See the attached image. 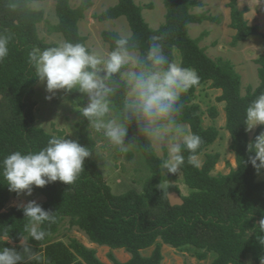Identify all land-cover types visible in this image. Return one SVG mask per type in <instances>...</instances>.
Masks as SVG:
<instances>
[{"label": "trees", "instance_id": "1", "mask_svg": "<svg viewBox=\"0 0 264 264\" xmlns=\"http://www.w3.org/2000/svg\"><path fill=\"white\" fill-rule=\"evenodd\" d=\"M34 1L40 0H18L19 7L11 10L8 4L16 0H0V33L11 36L9 54L0 62V160L14 151H38L53 135L37 127L35 122L34 96L39 81L29 63L28 53L33 47L43 50L55 44H47L38 36L37 26L43 21V12L30 8ZM162 1L164 22L156 29H151L142 15L144 8L151 9V5L141 7L134 0H117L114 6L94 18L99 22L124 18L141 53L147 50L151 36L164 35L165 55L175 61L174 51H178L179 62L195 69L199 75V84L182 94L181 112L177 117L179 124L187 126L203 140L198 149L199 156L204 155L201 167L190 165L187 162L189 153H183L185 163L179 173L189 194L181 196L176 186L163 184L161 163L167 154L162 158L155 156L150 142L130 124L128 135L133 138L137 134L135 144L150 173L141 185L142 191L129 190L114 195L92 157L85 159L84 171L71 185L56 181L44 187L33 186L32 192L44 197V201L37 203L53 213L55 222L41 225L47 233L43 241L29 239V246L40 257L29 264H104L95 249L75 238L68 244L55 241L73 230L82 233L91 244L110 250L123 249L130 256L123 263L110 252L107 257L111 264H162L161 243L173 249L190 246L197 251L195 257L199 261H205L209 253H214L210 264H246V260L260 264L259 257L264 256V246L258 240L264 236L259 229V222L264 218V181L256 180V171L248 163L246 149L249 141L264 131V125L257 126L250 139L243 120L249 102L264 92V54L254 61L257 86H247L242 94L241 75L232 62L210 58L199 46V39L189 36L190 25L220 24V19L193 13L194 8L203 6L194 0ZM237 2L229 0L227 4L229 27L235 32L232 46L262 35L258 26L249 25L244 16L246 10L239 9ZM91 6L92 0H81L77 7H72L70 0H56L57 24L50 27L51 32L61 35L64 41L86 45L78 23ZM119 36L115 31L101 33L108 51ZM206 85L221 92L216 102L224 104V129L229 133V150L236 164L228 174H212L220 156L205 153L220 136L214 125H203V112L193 102L196 90ZM65 95L79 109L88 103L87 96L76 90ZM208 113L212 120L218 116L215 108H210ZM78 129V136L72 140L94 152L96 142L83 116ZM54 135L64 136L63 133ZM172 192L182 199L181 206L170 205L168 194ZM14 194L0 177V237L7 236L8 241L16 245L20 235H27L24 227L28 218L21 207L5 210ZM9 242L0 240V247L22 252L20 246H12ZM152 246L151 254L143 256L141 251Z\"/></svg>", "mask_w": 264, "mask_h": 264}, {"label": "clouds", "instance_id": "2", "mask_svg": "<svg viewBox=\"0 0 264 264\" xmlns=\"http://www.w3.org/2000/svg\"><path fill=\"white\" fill-rule=\"evenodd\" d=\"M18 7V0L8 4L11 10ZM164 39V35L151 36L147 50L141 53L131 34L119 36L105 55L90 50L83 43L65 40L43 50L33 47L28 60L35 77L50 94L46 100L53 99L59 90L65 94L76 90L87 96L88 103L80 109V114L111 147L122 154L130 151L137 134L129 142L125 140L133 124L137 133L150 144L167 148L161 168L177 174L185 163V151L189 153L187 162L201 167L198 149L202 138L190 130L185 131L177 120L182 94L197 86L200 78L195 69L184 67L165 55ZM10 40V35L0 33V62L9 54ZM243 123L246 132L264 125V92L249 102ZM66 136L53 134L38 151H14L4 156L0 160V177L8 190L17 196H31L33 186L44 187L56 181L66 185L75 183L84 171L85 159L92 157L93 152ZM246 150L248 163L259 174L264 169V131L249 141ZM20 207L28 218L24 227L27 235H20L22 252L0 247V264H29L39 260L28 241H43L47 233L41 225L55 222L53 213L44 210L35 200ZM259 229L264 233V218L259 222ZM8 239L0 237L3 242ZM258 240L264 246V236ZM259 261L264 264V256H260Z\"/></svg>", "mask_w": 264, "mask_h": 264}, {"label": "rangeland", "instance_id": "3", "mask_svg": "<svg viewBox=\"0 0 264 264\" xmlns=\"http://www.w3.org/2000/svg\"><path fill=\"white\" fill-rule=\"evenodd\" d=\"M138 6L144 7L151 5V9L142 11L143 18L151 29L158 28L164 22L165 7L162 0H134ZM201 3L202 7H196L192 10L193 13H205L220 19V24L210 22H203L201 24H192L189 26V36L192 39H199V46L206 50V54L212 58H223L229 60L234 65L236 71L241 75L242 79V94L245 93L247 86L255 87L258 84L257 65L254 61L264 54V3L261 0H238L239 9H245V19L251 26H258L262 35L253 36L247 41L240 43L237 46H232L231 41L235 32L229 27L230 11L227 7L229 0H194ZM81 0H70L72 7H77ZM117 0H92V6L85 14L84 18L78 23L79 33L86 38V46L90 50H94L101 55L108 52L107 46L101 40V33L103 31H115L120 36L129 35L130 30L124 18L117 20L99 22L94 16L101 14L107 8L116 4ZM56 0H40L30 3V8L35 11L43 12V21L38 24V36L47 44H58L63 40L62 36L53 33L50 27L57 24V17L55 14ZM175 61H180L178 51H174ZM221 94L218 90L209 89L203 86L196 90L193 102L198 104L203 112V125L205 127L214 125L219 131V139L207 149L205 153H218L220 158L215 166L212 174H228L231 168H235L234 155L229 150L230 137L229 133L224 129L225 114L224 104L217 103L216 98ZM50 95L45 91V86L39 82L35 90V122L36 126L43 129L50 134L63 133L64 136L71 139H76L78 136V125L82 119L80 109L70 100L63 92L59 90L55 93L53 99L46 100L45 97ZM88 101V98H87ZM215 108L218 112L216 119H210L208 110ZM259 126V125H257ZM249 131V138L251 139L255 129ZM185 131H189L188 127L183 125ZM90 134L96 142V148L93 152V160L97 164L100 174L111 189L114 195H121L129 190L137 192L142 191V183L149 176V169L144 158L139 154L136 144L132 146L127 154L118 152L111 147L102 134L96 133L90 127ZM132 138L128 135L125 142H129ZM155 156L162 158L167 154V148H161L160 145L151 143ZM202 162L204 155L199 156ZM229 164V165H228ZM165 181L163 184H171L179 189L180 195L185 196L189 194L190 190L184 186L181 179V174L176 175L167 173V170L162 169ZM257 181H264V169L260 173H256ZM44 197L38 193L32 192L31 196L21 194L17 196L15 193L7 204L5 210L10 207H20L29 200L40 202ZM71 238L79 241H84L85 237L82 233L73 230L66 234L65 237H59L55 241L68 244ZM3 241V240H2ZM9 242L8 240H6ZM12 246H20L19 244H12ZM164 249L161 250L163 255L162 264H210L214 258V253H209L205 261H199L195 255L197 251L186 246L182 249H173L167 245L162 244ZM153 246L146 251L145 254L151 253ZM97 252V251H96ZM129 257V254L124 253ZM107 250H99L97 257L103 261H109ZM118 258H122L119 254ZM116 258L117 260H119ZM111 264V262H110ZM246 264H254L246 260Z\"/></svg>", "mask_w": 264, "mask_h": 264}, {"label": "crops", "instance_id": "4", "mask_svg": "<svg viewBox=\"0 0 264 264\" xmlns=\"http://www.w3.org/2000/svg\"><path fill=\"white\" fill-rule=\"evenodd\" d=\"M42 201H44V199L43 200H41L40 202H42ZM79 241V240H78ZM83 245H85L86 247H88V248H90V249H95L97 252L99 251V250H107V252L108 253H112L113 254V256L115 257V258H118V255L119 254H121L122 255V258H118L119 260L118 261H120V262H126V261H128L129 259H130V256L128 257L127 255H125L124 253H125V251L123 250V249H118V250H110L109 248H107V247H98V246H96V245H94V244H91L86 238H85V240L84 241H80ZM10 243V242H9ZM160 247H161V250H163L164 249V246H162V243L160 244ZM151 248V247H150ZM150 248H147V249H144V250H142L141 251V253H142V255L143 256H149L151 253H149V254H145L146 253V251H148ZM153 251V250H152ZM151 251V252H152ZM128 254V253H127ZM99 260L102 262V263H104V264H110V262H106V261H103L101 258H99Z\"/></svg>", "mask_w": 264, "mask_h": 264}, {"label": "water", "instance_id": "5", "mask_svg": "<svg viewBox=\"0 0 264 264\" xmlns=\"http://www.w3.org/2000/svg\"><path fill=\"white\" fill-rule=\"evenodd\" d=\"M168 200L171 206H181L183 204L180 196L174 192L168 194Z\"/></svg>", "mask_w": 264, "mask_h": 264}]
</instances>
